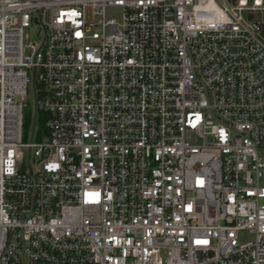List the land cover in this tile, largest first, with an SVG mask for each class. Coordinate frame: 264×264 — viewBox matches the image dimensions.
Masks as SVG:
<instances>
[{
	"label": "built area",
	"instance_id": "obj_1",
	"mask_svg": "<svg viewBox=\"0 0 264 264\" xmlns=\"http://www.w3.org/2000/svg\"><path fill=\"white\" fill-rule=\"evenodd\" d=\"M256 14L264 0H0V264H264Z\"/></svg>",
	"mask_w": 264,
	"mask_h": 264
},
{
	"label": "rangeland",
	"instance_id": "obj_2",
	"mask_svg": "<svg viewBox=\"0 0 264 264\" xmlns=\"http://www.w3.org/2000/svg\"><path fill=\"white\" fill-rule=\"evenodd\" d=\"M107 17L108 18H116L117 20L121 19V11L118 8H109L107 10ZM256 19L258 20H263L264 21V15H257L256 14ZM38 30L39 27L36 24L32 25V28L27 30L28 33L31 32V35L33 38H38L39 34H38ZM34 119H35V97H34V91L31 88L30 90V95H29V99H28V103L27 106L25 107V122H26V126H25V133H24V140L25 142H38L42 140V137L44 136V130L42 128V125L40 124L39 120H37V126L35 127L34 125ZM35 127V133L33 134V129ZM189 140H191L193 143H201L202 140L197 139L194 136H190ZM24 154L26 156V160L28 159V155H29V149L25 148L24 149ZM32 163L36 164V157H33ZM247 237H249L248 234L243 233L241 235V239H246Z\"/></svg>",
	"mask_w": 264,
	"mask_h": 264
},
{
	"label": "trees",
	"instance_id": "obj_3",
	"mask_svg": "<svg viewBox=\"0 0 264 264\" xmlns=\"http://www.w3.org/2000/svg\"><path fill=\"white\" fill-rule=\"evenodd\" d=\"M46 118H47V115L45 113H43V112L38 113V120H39L41 125H44Z\"/></svg>",
	"mask_w": 264,
	"mask_h": 264
},
{
	"label": "water",
	"instance_id": "obj_4",
	"mask_svg": "<svg viewBox=\"0 0 264 264\" xmlns=\"http://www.w3.org/2000/svg\"><path fill=\"white\" fill-rule=\"evenodd\" d=\"M36 117H37V107H36V105H35V119H34V125H35V123H36Z\"/></svg>",
	"mask_w": 264,
	"mask_h": 264
}]
</instances>
